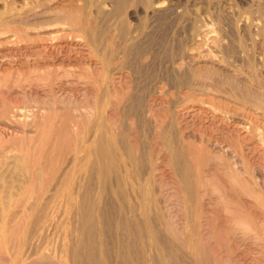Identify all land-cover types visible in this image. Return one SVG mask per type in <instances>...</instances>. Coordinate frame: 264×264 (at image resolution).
Returning a JSON list of instances; mask_svg holds the SVG:
<instances>
[{"label":"bare ground","instance_id":"obj_1","mask_svg":"<svg viewBox=\"0 0 264 264\" xmlns=\"http://www.w3.org/2000/svg\"><path fill=\"white\" fill-rule=\"evenodd\" d=\"M218 2L0 0V264H264V10Z\"/></svg>","mask_w":264,"mask_h":264},{"label":"rangeland","instance_id":"obj_2","mask_svg":"<svg viewBox=\"0 0 264 264\" xmlns=\"http://www.w3.org/2000/svg\"><path fill=\"white\" fill-rule=\"evenodd\" d=\"M190 1H192V2H190ZM198 2L197 4H196V2ZM205 1V2H204ZM208 0H187V3H188V5H191V3H192V5H193V3H194V7H199V6H201L200 4L202 3V6H203V4L205 3L206 4V2H207ZM210 1V0H209ZM212 1H215V2H218V3H226V2H234L235 0H212ZM255 1V0H254ZM259 1V2H258ZM256 0V2H258V5L256 4V2H251V3H253L254 4V6H259V8L260 9H262L263 8V10H264V0ZM260 3V4H259ZM204 4V5H205ZM263 4V7L261 6ZM192 5L190 6V7H192ZM199 5V6H198Z\"/></svg>","mask_w":264,"mask_h":264}]
</instances>
